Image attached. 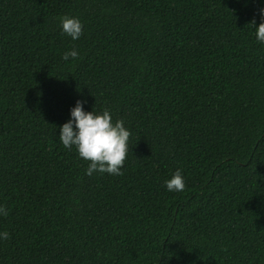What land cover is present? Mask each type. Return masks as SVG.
<instances>
[{
  "label": "trees",
  "instance_id": "16d2710c",
  "mask_svg": "<svg viewBox=\"0 0 264 264\" xmlns=\"http://www.w3.org/2000/svg\"><path fill=\"white\" fill-rule=\"evenodd\" d=\"M261 7L0 0V264H264ZM77 100L124 121L122 175L59 141Z\"/></svg>",
  "mask_w": 264,
  "mask_h": 264
},
{
  "label": "clouds",
  "instance_id": "9594fccd",
  "mask_svg": "<svg viewBox=\"0 0 264 264\" xmlns=\"http://www.w3.org/2000/svg\"><path fill=\"white\" fill-rule=\"evenodd\" d=\"M264 2V0H262ZM261 22L257 25L255 20L250 24L254 29L256 40L264 45V7L259 9ZM61 33L70 37L73 41L83 35V24L75 16H62L59 18ZM78 58L75 48L66 51L62 59L69 61ZM86 100H77L75 106L69 110V119L59 127V141L66 149L75 148L78 156L89 161L85 169V175L93 173L112 176L123 174L127 153L129 150L130 131L125 127L123 120L113 122L112 114L107 108L101 113L86 111ZM185 178L181 170H176L165 181L168 192H183L185 190ZM8 210L0 204V216H7ZM9 233L0 231V241L7 240Z\"/></svg>",
  "mask_w": 264,
  "mask_h": 264
}]
</instances>
